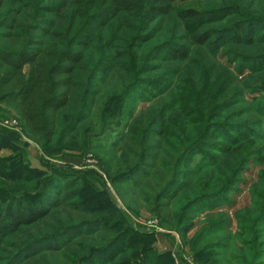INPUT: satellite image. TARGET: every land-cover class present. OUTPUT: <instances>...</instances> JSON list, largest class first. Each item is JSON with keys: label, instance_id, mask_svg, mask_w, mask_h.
Returning <instances> with one entry per match:
<instances>
[{"label": "trees", "instance_id": "trees-1", "mask_svg": "<svg viewBox=\"0 0 264 264\" xmlns=\"http://www.w3.org/2000/svg\"><path fill=\"white\" fill-rule=\"evenodd\" d=\"M178 1L0 0V105L17 114L25 138L47 153L68 135L76 142V135L84 134L78 127L86 119L96 122L95 128L101 131L109 118L119 125L135 113L137 104L147 103V109L138 113L134 139L140 142L138 158L155 162L148 166L142 161L121 175L106 172L114 186L128 185L135 176L151 178L148 190L141 193L146 211L184 233L188 213L221 204L249 160L256 157L252 163L264 162V20L229 5L177 10ZM235 15L240 17L227 27H210ZM111 26L106 61L93 36ZM158 35L162 39L154 44ZM152 42L153 48L143 50ZM232 45L234 52L229 50ZM192 48L198 59L192 57ZM169 62L177 64L164 70ZM180 63L197 72L182 80L171 102L168 93L175 87ZM232 63L236 73L248 72L243 82H237ZM107 70L128 77L129 82H120L114 93L105 92L100 110L94 113L104 83L101 75ZM124 101L131 108L123 118L111 116L112 106ZM82 137L76 144L84 150L93 138ZM149 137L152 144L143 146ZM5 148L0 134V153ZM195 155L200 157L197 164ZM13 161L15 167L9 170ZM17 161L16 157L0 158V180L39 183L40 189L18 195L0 193V264H156L162 258L142 244L152 241V235L127 227L116 212L31 234L45 230L64 200L76 198L78 194L69 200L64 197V191L74 186L63 183L80 174L54 166L49 173H38ZM199 173L205 191L177 206ZM258 183L264 187V172ZM251 195L249 206L236 215L239 229L230 256L233 264H264V188ZM257 198L261 199L256 202ZM85 205L86 201L79 202L68 210L95 212ZM110 207L103 203L100 209ZM223 226L219 217L203 229L192 252L203 255L206 250L196 251V244L221 232ZM106 229L115 235L103 245L94 244V238L100 239L97 233ZM211 249L215 248L207 251Z\"/></svg>", "mask_w": 264, "mask_h": 264}, {"label": "rangeland", "instance_id": "rangeland-1", "mask_svg": "<svg viewBox=\"0 0 264 264\" xmlns=\"http://www.w3.org/2000/svg\"><path fill=\"white\" fill-rule=\"evenodd\" d=\"M3 1V0H2ZM235 6L239 8L242 14L253 15L264 20V0H181L176 2L177 10L181 8H195L199 10L214 9L222 6ZM241 13H239L241 15ZM240 16H231L225 20L217 21L210 25L212 28L227 27L230 23L238 20ZM114 27L105 28L95 32L94 45L99 47V55L108 61L110 59V52L106 47L107 39L113 35ZM182 35H184L182 33ZM161 38L158 35L153 41L157 43ZM153 42L148 46H144L143 50L151 49L154 47ZM229 50L234 52V45L229 46ZM242 53H245L243 49ZM195 49L192 48V57L198 59V54H195ZM253 53V52H248ZM221 63L225 64L226 59L221 58ZM177 63H165L164 70H172ZM186 63H180L181 69L179 71V77L176 80L175 87L169 91V101H173L176 98L177 88L182 85V80L192 78L197 70L192 69L190 66L184 65ZM235 64L230 65L234 74L236 75L237 82H243L246 74L236 73ZM172 72V71H169ZM151 76L148 74L147 76ZM144 75H142L143 77ZM103 82L100 86L101 97H98L96 104H94V113H97L101 106V101L105 96V92H116L119 88V83L127 85L129 80L122 74L114 71H104L101 75ZM138 87H142L141 83H138ZM249 96V95H248ZM247 96V98H249ZM129 101L117 103L112 106L110 115L113 114L117 117L123 118V113L127 108H131L128 104ZM148 107L147 103H139L136 105V111L129 118L125 117L121 119L119 125L114 122L106 121V125L101 131H98L95 126L96 122L91 124V119H86L79 127L78 130L84 134L76 135V142H82V136H86L89 141L93 140L84 150H81L76 142L73 141V137L68 135L63 141L57 140L53 148H50L47 153H44L34 143L30 142L22 132V121L17 114L8 106L0 105V134H2L6 148L0 153V158L9 159L16 157L18 162L22 165L28 166L29 169L38 173H49L50 167H63L67 171L75 172L78 175L77 178L68 179L63 184L74 186L72 189L64 191V197L69 198L74 194H78L73 201H65L63 207L57 209L51 218L47 220V226L45 230H33L31 234H45L50 230L57 231L61 227L72 223H77L81 220H92L101 216H108L111 212L118 213L119 217L124 220L127 227H130L134 231L142 234L152 235L153 240L147 241L145 246H151L155 253L162 258L155 261L156 264H233L230 256L235 243V234L238 232V221L236 218L237 213L245 206H249L252 199V192H262L263 184L258 183V176L264 172V162L252 163L256 157H253L251 161L245 166L244 170L240 174L238 184L228 193L226 200L211 208L198 209L188 213V223H183V228L187 229L184 233H178L176 230L159 221V219L150 215L144 205L141 197V193L147 191V187L150 184L151 178H142V176H135L131 179L128 185L114 186L106 170L109 171V175L116 176L127 173L137 167L142 161L146 162L149 166L155 162L152 158L139 159L140 150L137 149L140 142L136 137L135 132H138L136 127L138 113L145 111ZM107 112V115L109 116ZM94 117L97 115H93ZM112 122V123H111ZM113 124V125H111ZM106 130L104 131V129ZM104 133H101L103 132ZM132 133L134 135H132ZM153 139L149 137L146 141H143V146L148 147L152 144ZM151 156V153H148ZM200 157L195 155L193 157L194 164H197ZM225 160V159H224ZM8 169L12 170L15 167V161L8 164ZM107 168V169H106ZM222 168V167H221ZM150 168L146 169V173H150ZM217 173V171H216ZM152 176V175H151ZM202 173L193 179L187 190L182 192L181 197L177 201V206H181L186 203V200H190L195 194H200L204 190ZM139 182L140 187H135L133 184ZM24 184V185H23ZM74 184V185H73ZM39 183H32L26 185V183H20L11 179L0 180V193L6 194H21L26 191L34 192L40 189ZM95 187V188H94ZM193 188V189H192ZM205 191V190H204ZM78 192V193H77ZM65 199V198H64ZM261 198H257L256 202ZM86 201L85 209L94 210L90 214H85L82 211L70 212L68 207L70 205L78 204L79 202ZM103 203L110 204V208L100 209ZM219 217L223 218L224 226L223 230L219 233H215L199 245L196 244L195 250H206V252L197 256L192 252V246L196 237L203 232V229L209 228L211 224H215ZM213 228H211V231ZM41 233H39V232ZM205 232V231H204ZM210 232V230H208ZM213 232V231H212ZM100 239H93V243L97 245H103L115 233L109 229L106 231H99L97 233ZM219 246V248L215 247ZM212 247L207 251V248ZM217 248V249H216ZM230 248V249H226ZM211 258V260H208ZM250 257L248 256V259ZM30 264V263H27ZM35 264V263H33ZM235 264V263H234Z\"/></svg>", "mask_w": 264, "mask_h": 264}]
</instances>
